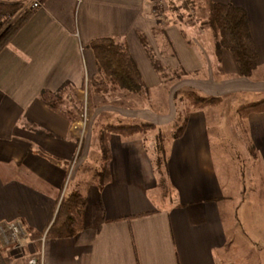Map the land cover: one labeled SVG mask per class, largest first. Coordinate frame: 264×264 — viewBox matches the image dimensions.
Segmentation results:
<instances>
[{
	"label": "crops",
	"instance_id": "0c3cea01",
	"mask_svg": "<svg viewBox=\"0 0 264 264\" xmlns=\"http://www.w3.org/2000/svg\"><path fill=\"white\" fill-rule=\"evenodd\" d=\"M212 1L247 14L259 58L250 78L239 75L228 51L217 59L211 33H196L194 24L166 22L156 0H46L37 10L23 7L12 16L9 25L24 9L32 12L0 53V226L20 223L26 230L28 254L18 264L39 253L40 264H264L255 205L247 213V227L234 205L248 193L261 198L253 187L254 164L264 175V113L244 120L247 159L253 163L243 181L218 167L209 132L227 113L207 107L192 110L183 136L167 142L162 174L155 166V141L145 138L149 133L111 135L109 175L102 182L101 150L92 159L88 143L80 145L75 120L59 96L65 85L64 91L78 95L99 82L91 45L103 39L128 48L150 92L163 79L144 43L165 69H182L181 85L204 97H221L222 105L239 94H264V0ZM190 74L195 77L187 79ZM171 100L167 114L152 108L151 99L133 98L118 112L161 130L179 120L173 94ZM70 175L80 183L68 192ZM76 191L86 202L81 230L72 238H46L62 200Z\"/></svg>",
	"mask_w": 264,
	"mask_h": 264
},
{
	"label": "trees",
	"instance_id": "16d2710c",
	"mask_svg": "<svg viewBox=\"0 0 264 264\" xmlns=\"http://www.w3.org/2000/svg\"><path fill=\"white\" fill-rule=\"evenodd\" d=\"M43 3L46 0H42ZM186 9L194 7L195 3L186 0ZM206 14V26L212 34L215 46V54L218 60H221L222 52L228 51L232 54L237 65L240 76L250 78L258 67V52L253 41L248 17L246 12L232 4H219L212 0H202L200 3ZM24 7L23 1L18 0H0V18H9L19 13ZM32 12L24 9L17 20L6 24V29L0 34V53L9 45L15 34L31 18ZM9 23V21H7ZM3 25H0V30ZM155 70L165 79L166 73H169L161 62L152 55L151 49L144 43ZM96 57L99 77L104 81L101 83L104 92H108V87L112 90H122L129 94L142 97L150 93L145 85L141 73L128 48L117 42L115 39H103L94 41L91 45ZM177 72V71H173ZM183 76L184 72H180ZM181 74L177 78H181ZM67 88L63 87L59 92ZM183 99L188 103V108L182 117V123L173 133V139H179L183 136L192 110H201L207 107H217L223 103L221 97H204L197 92L190 90L183 94ZM264 113V98L255 102L242 105L238 109L241 120H246L251 114ZM149 131H158L155 142V166L157 171L161 170L166 162V144L169 138L162 135L161 130L153 123H132L108 125L99 134V148L101 150V172L102 182L109 175V166L111 161V151L109 138L111 135H118L123 138H131L138 134H147ZM85 198L80 192L68 194L61 202L57 216L49 228L46 238L66 239L74 237L81 230L79 218L85 208ZM31 237H42L41 235L31 234ZM12 246L0 248V264H14L10 252Z\"/></svg>",
	"mask_w": 264,
	"mask_h": 264
},
{
	"label": "rangeland",
	"instance_id": "374dc122",
	"mask_svg": "<svg viewBox=\"0 0 264 264\" xmlns=\"http://www.w3.org/2000/svg\"><path fill=\"white\" fill-rule=\"evenodd\" d=\"M22 1L24 2L26 0ZM191 1L195 3L194 7H190L195 9L192 13L190 12L192 9L188 10L185 8L186 0H158L157 2L160 6L158 10H160L159 13L161 15L162 11L165 10L163 16L161 17L166 22H184L186 24H194V31L196 33H203L204 35H207L208 33L210 34V30L204 26V23L206 22V14L200 5L201 0ZM5 28L6 26L4 25L0 31V34L3 33ZM202 44H207L205 42V38H203ZM169 46H171L172 50L171 43H169ZM155 59L158 60L159 58L155 57ZM166 70L169 73H166L162 86L151 91L148 96L143 95L142 97H138L122 90H112V86L108 87V92L96 90L95 87H100L101 83L104 82L102 78H100L99 82L97 83L91 82V84H87V88L83 89L78 95H76L73 91H64V93L60 94L66 100V107H63V109L68 110V114L72 121L75 120L74 126L81 122L80 127L83 131L81 133L82 136L79 132L78 138V135L75 132V137L78 139L77 141L80 143V145H83V147H85L86 143H88L87 147H91L90 155L92 159L96 157L98 152L99 134L103 129L106 128V126L132 123L136 124V122L133 120L121 117L122 113L118 112L122 107V109H127V98L139 99L143 101L151 99V105L153 106L152 108L159 110L162 114H167L169 113L172 106L171 99L173 94V104L178 112L179 120L175 124L163 126L161 128L162 135L169 138V140H172V134L174 131H176L177 127L181 125L184 112L186 108H188V103L185 99H183V94L187 91H190L191 89H189L187 86L181 85L180 79L177 78V75L181 74L180 72L182 69L178 70L177 72H173V70H169L167 68ZM193 77H195V75L190 74L188 75L187 79ZM181 78L185 77L181 74ZM262 98H264V94L256 96L249 94H239L238 97L235 98V102H233L234 100H231L232 98L227 99L223 105L220 104L216 107L219 109L217 114L221 115L227 113V116L223 117L219 124L220 127L217 130L211 129L209 132L210 144L213 148V153L215 155L218 167H220L221 170L223 169V171L226 170V172L234 177H237L236 174H238L239 177L237 178H242V181L243 174H247L248 169L253 162L247 159V153L248 150H250L248 147L250 143L247 138V134L249 132L246 131L247 128L244 126V121L240 119L236 109L238 106L241 107L240 105L242 104L255 102L261 100ZM83 115H86L88 119L87 123L84 124L82 120ZM148 133L149 136L147 135L145 138H152V140L156 142L158 131H149ZM150 135H152V137ZM261 141H263V139H261ZM80 145L79 148L81 147ZM88 165H93V160H91ZM254 165L257 167V170H255L256 186L253 188L260 190L259 193L261 198L256 197L254 194L250 195L248 193V196H239L234 205H239L240 220L246 227L249 224V219L246 217L247 213L254 209L252 208V205H255L254 210L257 212L256 221H258V225L263 228L264 234V175L262 170L259 168V164ZM70 179L71 175L68 181H66L65 185V190L68 189V192L74 191V188L80 183V181H72ZM231 182L233 183L234 181ZM163 189L168 194L170 189L169 184L167 183L164 185ZM255 198H257L259 202L254 204L253 201ZM7 227L8 225L0 226V228H3L0 232V248H5L14 244L11 240V232L8 231ZM23 230L24 240L22 243L25 245L24 250L14 249L13 245L12 251L10 252L14 264L23 262L26 254H28L27 246L25 244V240L28 235L26 230ZM28 259L30 261L31 258Z\"/></svg>",
	"mask_w": 264,
	"mask_h": 264
},
{
	"label": "built area",
	"instance_id": "2783aa9c",
	"mask_svg": "<svg viewBox=\"0 0 264 264\" xmlns=\"http://www.w3.org/2000/svg\"><path fill=\"white\" fill-rule=\"evenodd\" d=\"M18 1H22V0H18ZM156 1H158V0H156ZM23 3H24V7L28 8L29 10H37V9L41 8L43 5L42 0H26ZM11 19H12V16L9 17L8 19L7 18L6 19L0 18V25H3V27H4V25L6 26V24H8L6 21H10ZM82 120H83V124L87 123V121H88L87 116L83 115ZM80 123H77L76 126L74 127V132H76L77 135L79 134V132H80V135L83 132L82 128L80 127ZM78 138H79V135H78ZM81 139H82V137H81ZM1 229H3V228H0V232H1ZM7 229H8V231L11 232V240L14 243L13 244L14 249L24 250L25 245L22 243V241L24 240V234H23L24 233V230H23L24 227H23V225L20 223H12V224L8 225ZM41 262H42V254L39 253L38 256L32 257L30 259V261H28V264H40Z\"/></svg>",
	"mask_w": 264,
	"mask_h": 264
}]
</instances>
